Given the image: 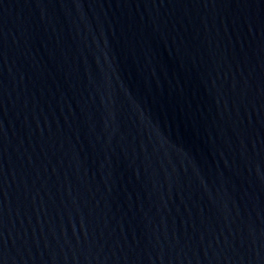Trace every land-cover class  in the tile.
Returning a JSON list of instances; mask_svg holds the SVG:
<instances>
[{"label": "water", "instance_id": "obj_1", "mask_svg": "<svg viewBox=\"0 0 264 264\" xmlns=\"http://www.w3.org/2000/svg\"><path fill=\"white\" fill-rule=\"evenodd\" d=\"M0 264H264V0H0Z\"/></svg>", "mask_w": 264, "mask_h": 264}]
</instances>
